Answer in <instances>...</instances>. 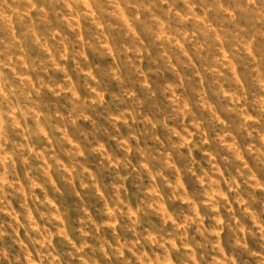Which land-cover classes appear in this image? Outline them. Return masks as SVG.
<instances>
[{"label": "rangeland", "instance_id": "1", "mask_svg": "<svg viewBox=\"0 0 264 264\" xmlns=\"http://www.w3.org/2000/svg\"><path fill=\"white\" fill-rule=\"evenodd\" d=\"M0 264H264V0H0Z\"/></svg>", "mask_w": 264, "mask_h": 264}]
</instances>
